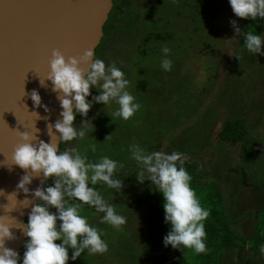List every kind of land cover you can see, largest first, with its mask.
Listing matches in <instances>:
<instances>
[{"label":"rangeland","instance_id":"1","mask_svg":"<svg viewBox=\"0 0 264 264\" xmlns=\"http://www.w3.org/2000/svg\"><path fill=\"white\" fill-rule=\"evenodd\" d=\"M230 20L240 27L244 18L232 12L228 0H112L103 26V33L108 27L112 34L100 40L96 57L124 73L127 90L139 108L124 120L112 115L118 107L114 101L105 107L94 102L86 116L74 117L76 126L87 120L85 136L59 144L61 150L76 147L93 162L108 156L122 165L114 172L122 181L119 192L100 183L94 187L125 223L113 227L100 221L102 213L86 204L81 207L80 214L103 231L108 245L103 253L82 251L85 264H141V247L132 236L137 221L129 204L149 184L147 179L137 181L129 144L147 151L183 153L200 169L211 171L226 202L234 197V207L228 202L232 216L253 212L246 226L264 205V55H239L243 46ZM254 22L263 23L257 32L264 40L263 20ZM162 46L169 49L172 62L167 71L160 66ZM96 94L90 88L88 99ZM239 118L253 137L244 158L242 143L219 138L223 127ZM90 144H95V152L89 150ZM51 183L52 178L45 180Z\"/></svg>","mask_w":264,"mask_h":264},{"label":"clouds","instance_id":"2","mask_svg":"<svg viewBox=\"0 0 264 264\" xmlns=\"http://www.w3.org/2000/svg\"><path fill=\"white\" fill-rule=\"evenodd\" d=\"M228 3L237 17L264 18V0H228ZM229 23L235 33L242 35L244 48L264 55L261 34L241 32L235 20ZM161 51L165 55L160 66L167 71L172 63L167 57L169 49L162 46ZM82 64L87 65V69L81 67ZM45 80L51 82V91L59 102V118L46 126L48 142L34 135L39 129L35 128L32 133L19 131L21 142L12 149L11 164L25 170L16 185L24 193H29L27 185L31 184L33 177L43 175L46 180L52 178V183L31 190L38 202L31 206L26 223L20 224L10 217L15 221L12 223L9 216L0 215V264L18 262V253L6 246V241L15 239L12 228H20L27 237L20 264H66L69 259L76 260L85 249L89 254L105 252L108 245L102 239L103 231L89 224L87 217L80 214L84 204L103 214L99 218L102 223L113 227L125 223V217L117 213L94 187L100 183L119 192L122 181L114 172L122 165L108 156H100L93 162L76 147L66 146L61 150L57 141L62 144L85 136L83 125L87 120L76 126L74 117L77 113L86 116L94 102H102L105 107L114 101L118 107L113 116L124 120L131 117L139 104L127 90L129 81L113 63L106 66L91 48L85 49L82 55L67 57L53 49L49 72L44 80L40 79L43 87L47 86ZM90 88L96 89L98 94L88 99ZM28 95L33 106L50 111L42 103L37 90L33 89ZM88 147L95 152V144ZM128 152L138 168L137 181L147 179L151 187L162 194L164 222L170 225L162 237L164 246L190 248L194 253L205 251L203 221L209 213L191 187V176L184 167L186 157L183 153L147 151L135 143L128 145ZM2 194L3 189H0ZM24 201L25 206L30 203L28 199ZM259 252L264 256V243L259 245Z\"/></svg>","mask_w":264,"mask_h":264},{"label":"water","instance_id":"3","mask_svg":"<svg viewBox=\"0 0 264 264\" xmlns=\"http://www.w3.org/2000/svg\"><path fill=\"white\" fill-rule=\"evenodd\" d=\"M111 7L112 0H0V215L9 216L12 223L10 217L25 223L38 201L31 190L43 187L46 180L43 175L33 177L27 185L29 193L18 189L25 170L11 164V152L21 142L19 131L39 129L34 135L48 142L46 126L59 118L60 106L51 82L45 80L46 87L40 84L49 72L52 50L65 57L82 55L88 48L95 52ZM80 66L87 69V65ZM33 89L49 112L33 106L28 95ZM25 199L30 201L27 206ZM11 231L20 240L23 231ZM15 239L6 241V246L12 248Z\"/></svg>","mask_w":264,"mask_h":264},{"label":"trees","instance_id":"4","mask_svg":"<svg viewBox=\"0 0 264 264\" xmlns=\"http://www.w3.org/2000/svg\"><path fill=\"white\" fill-rule=\"evenodd\" d=\"M258 19L264 22V18L258 17ZM242 22V26L239 27L241 32L255 29L256 34L263 24L249 20V18H244ZM110 32L108 27H104L101 41L111 35ZM238 35L240 46H243V37ZM98 48L100 45L95 50ZM97 52L98 50L94 52L95 56ZM240 54L243 56L244 54L255 55L244 47L240 50ZM252 59L253 57H251ZM219 138L232 144L242 143L241 156L244 158L251 147L250 139L253 137L250 136L248 125L239 118L227 123L219 132ZM184 167L191 176L190 184L200 204L207 208L209 213L203 221L206 233L205 251L194 253L190 248L164 246L162 237L167 233L170 225L164 222L162 194L154 189H147L148 186H151L148 181L149 185L145 191L140 189L139 194L129 204L137 221L132 236L139 241L141 247L139 255L141 264H264V256L259 252V245L264 243V205L255 210V220H250V223L247 224L251 230L247 229L245 222L246 219L252 217L251 210L239 216L237 214L232 216L234 213L230 209L229 203L234 207V197H228L229 200L226 202L220 182L210 177L211 171L202 170L196 162L187 159H185ZM135 170L138 171L137 165ZM240 224L241 227H239ZM22 235L25 237L23 233ZM26 239L27 237H25ZM21 247L24 252V243ZM68 254L70 257L71 249ZM82 255L80 254L76 260L70 259V264H85Z\"/></svg>","mask_w":264,"mask_h":264},{"label":"flooded vegetation","instance_id":"5","mask_svg":"<svg viewBox=\"0 0 264 264\" xmlns=\"http://www.w3.org/2000/svg\"><path fill=\"white\" fill-rule=\"evenodd\" d=\"M25 237L22 235V237H20V240L15 239L16 242L14 241V245L12 247V249L18 253V262L20 261L19 258H22V256H23V250H22L23 248L21 247V245H22V243H24L23 240ZM15 245H16V247H15ZM18 262H17V264H18Z\"/></svg>","mask_w":264,"mask_h":264}]
</instances>
